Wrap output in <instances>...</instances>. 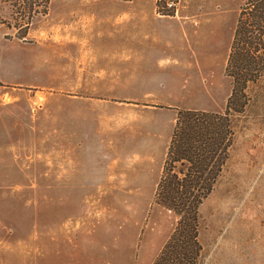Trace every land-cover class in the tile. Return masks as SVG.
Wrapping results in <instances>:
<instances>
[{
	"label": "rangeland",
	"instance_id": "obj_1",
	"mask_svg": "<svg viewBox=\"0 0 264 264\" xmlns=\"http://www.w3.org/2000/svg\"><path fill=\"white\" fill-rule=\"evenodd\" d=\"M245 2L177 0L165 16L157 0H35L31 10L0 0L5 264L15 249L21 264L90 263L140 247L145 258L148 242L160 246L157 258L178 217L155 202L160 160L135 151L157 150L159 121L179 109L225 110ZM247 93L228 159L199 207V264H264V75Z\"/></svg>",
	"mask_w": 264,
	"mask_h": 264
},
{
	"label": "trees",
	"instance_id": "obj_2",
	"mask_svg": "<svg viewBox=\"0 0 264 264\" xmlns=\"http://www.w3.org/2000/svg\"><path fill=\"white\" fill-rule=\"evenodd\" d=\"M22 1L29 10L35 5V0ZM176 4L177 0H157L158 12L174 16ZM0 23H5L1 17ZM225 71L232 79V91L223 112L178 111L155 192V202L178 220L153 264L200 262L199 207L212 192L228 159L234 137L233 117L242 113L249 101V84L264 75V0H246L241 7Z\"/></svg>",
	"mask_w": 264,
	"mask_h": 264
},
{
	"label": "crops",
	"instance_id": "obj_3",
	"mask_svg": "<svg viewBox=\"0 0 264 264\" xmlns=\"http://www.w3.org/2000/svg\"><path fill=\"white\" fill-rule=\"evenodd\" d=\"M136 105H138V104H136ZM174 106H175V102H173V103L170 102L166 109L168 111H173L171 108H173ZM145 112L147 113L146 114V116H147L148 115V110H145ZM175 116L176 115L171 113L170 116H169L170 119H167V120H164V121L163 120L159 121L161 123L165 122L166 131H165V135H163L161 137H160V135H158L157 140L159 142L157 143V145L159 147L155 148L157 150L149 152V151L145 150V148H144L146 144L142 143L140 149L135 151L134 158H137V159H140V160H144L146 158H151V159H154V160H160V163H159V165L161 164L160 170L162 169V172H163L164 163H165V160H166V157H167V153H168V150H169V145H170V142H171V139H172L173 129H174V126H175V123H176V118L177 117L175 118ZM150 123H151V121H149V119L145 118V120H142L141 123L136 125L137 126V132H138V134L140 135V137L142 139L148 138L150 136V134H149V132H150ZM155 164H156V162H155ZM136 173H138V172H135V175H137ZM161 174H160V178H161ZM160 178L159 179H158V177L156 178L157 186H158V183L160 181ZM132 189H136V188H132ZM164 209H166V208H164ZM146 246L149 247V252L150 253H149V256H146L145 258L144 257H140L141 256V251H142V248L140 247L139 252H138L139 254L138 255L136 254V256L134 255V252H133L134 249L131 248L129 250V253H126L125 255L119 253L118 251H117V253L116 252H113V253L112 252H110V253L102 252L101 254H104V255L105 254H109V255L108 256H103L101 258V260H98V258H93V262H90V263H86L84 258L77 257V259H75L76 262H73L71 264H153L154 261H155V260L153 261V259L156 256L157 252L159 251L160 246H157L154 249L153 247L149 246V242L147 243ZM17 253H19V259L17 257ZM82 253H83V251L81 249H78V252L76 254H82ZM121 255H123V256H121ZM8 259H10V257H8ZM5 263H6V256L2 255V257H0V264H5ZM13 264H21V252H20V250L17 251L15 249L13 251Z\"/></svg>",
	"mask_w": 264,
	"mask_h": 264
}]
</instances>
